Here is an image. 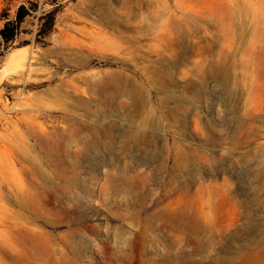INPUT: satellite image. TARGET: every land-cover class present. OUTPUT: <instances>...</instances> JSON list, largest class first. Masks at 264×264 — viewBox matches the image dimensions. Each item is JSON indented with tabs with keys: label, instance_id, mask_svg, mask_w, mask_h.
<instances>
[{
	"label": "rangeland",
	"instance_id": "374dc122",
	"mask_svg": "<svg viewBox=\"0 0 264 264\" xmlns=\"http://www.w3.org/2000/svg\"><path fill=\"white\" fill-rule=\"evenodd\" d=\"M21 6L0 264H264V0H0V30Z\"/></svg>",
	"mask_w": 264,
	"mask_h": 264
},
{
	"label": "trees",
	"instance_id": "16d2710c",
	"mask_svg": "<svg viewBox=\"0 0 264 264\" xmlns=\"http://www.w3.org/2000/svg\"><path fill=\"white\" fill-rule=\"evenodd\" d=\"M61 9L62 8L60 6H57L43 14V16L40 18L41 28L38 34L39 38L48 36L54 30L56 18L61 12ZM30 15L31 9L26 6H21L16 14L15 21L7 22L4 28L0 30V65L4 57V52H2V46H7L15 41L20 31L21 25Z\"/></svg>",
	"mask_w": 264,
	"mask_h": 264
}]
</instances>
